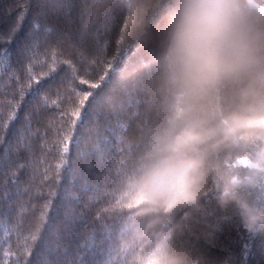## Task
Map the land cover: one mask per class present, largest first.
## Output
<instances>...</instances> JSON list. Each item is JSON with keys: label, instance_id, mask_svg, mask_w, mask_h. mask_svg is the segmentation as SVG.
<instances>
[{"label": "trees", "instance_id": "obj_1", "mask_svg": "<svg viewBox=\"0 0 264 264\" xmlns=\"http://www.w3.org/2000/svg\"><path fill=\"white\" fill-rule=\"evenodd\" d=\"M125 6L114 0L86 27L82 0H0V50L11 57L0 69V220L12 229L0 232L7 241L0 260L3 251L14 257L5 264H133V249L153 243L154 216L134 218L137 209L124 218L128 235L104 228L118 219V167L125 185L168 114L153 63L167 0L139 39L128 31L127 50L118 51ZM84 92L95 102L90 96L81 109L87 118L73 126ZM207 188L199 207L173 215L180 241L208 264H264V230L248 231L234 205L219 204L211 179ZM247 195L264 204V188Z\"/></svg>", "mask_w": 264, "mask_h": 264}, {"label": "clouds", "instance_id": "obj_2", "mask_svg": "<svg viewBox=\"0 0 264 264\" xmlns=\"http://www.w3.org/2000/svg\"><path fill=\"white\" fill-rule=\"evenodd\" d=\"M113 3L90 0L86 27ZM160 3L133 0L129 36L150 25ZM165 11L153 63L168 114L124 185L132 216H154L153 243L133 249V264H208L171 219L199 207L209 179L222 207L234 205L248 231L264 230V204L247 195L264 188V0H167Z\"/></svg>", "mask_w": 264, "mask_h": 264}, {"label": "snow or ice", "instance_id": "obj_3", "mask_svg": "<svg viewBox=\"0 0 264 264\" xmlns=\"http://www.w3.org/2000/svg\"><path fill=\"white\" fill-rule=\"evenodd\" d=\"M70 2V0H69ZM82 3L86 6V9L88 11V6L90 3V0H82ZM133 3V0H126V6L124 9V14L121 16V21L120 23H122L123 25V31L120 34V38L118 41V51H126L128 44L126 43V37L128 35V30H129V24L132 21V16H131V5ZM119 27V25H117ZM135 39H139V34L136 35ZM10 57V53L7 51H3L0 50V69H2L5 66V61L9 60ZM109 67H111V65H109ZM100 79L103 81L105 79L104 76H101ZM89 82L87 80H80V84H88ZM89 87L92 89H95L98 87L97 84L92 83L89 84ZM77 95H80V93H77ZM92 96L93 97V102H95V95L92 92H84L82 95V98L79 101L80 107L77 108L74 111H71V116H72V125L75 126L77 124V121H80L81 123H83V120L87 118L88 113L84 112L83 116L81 114V109L84 108L85 106V102L89 101V97ZM132 103H135L137 105V107H139L141 101L139 100H130L129 104L130 106L132 105ZM138 114V113H137ZM66 143L64 145V152H67L68 150V146H67V140L68 137H65ZM108 143V142H106ZM59 167V165H58ZM116 183H117V188L114 189V192L118 193V195L116 196V200H115V211H116V215H117V221L115 223V225H105L104 228L106 231H110V230H114L115 228H119L120 232L122 234H126L128 235V231H129V226L127 224H125L124 218L125 217H130L131 213L133 212V210L135 209L134 206H131L129 204V202L126 200L125 195H124V184L122 182V178H121V171L118 167L117 169V175H116ZM127 212V215H125L124 213ZM12 229L7 227L5 225V223L0 220V232H3L5 234H8L9 232H11ZM39 232V227L37 228V233ZM31 239L33 241H35L37 239V235H33L31 237ZM7 243L6 240L0 239V250L3 249V245ZM28 255H31V252L28 251L27 252ZM3 257L4 259L0 260V264H5V262L9 259V258H14V257H10L9 251H3Z\"/></svg>", "mask_w": 264, "mask_h": 264}]
</instances>
